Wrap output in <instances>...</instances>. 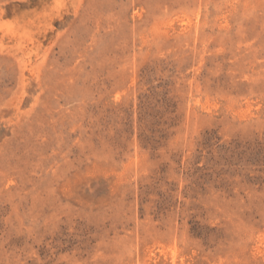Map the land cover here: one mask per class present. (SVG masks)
Returning <instances> with one entry per match:
<instances>
[{
  "label": "rangeland",
  "instance_id": "374dc122",
  "mask_svg": "<svg viewBox=\"0 0 264 264\" xmlns=\"http://www.w3.org/2000/svg\"><path fill=\"white\" fill-rule=\"evenodd\" d=\"M0 264H264V0H0Z\"/></svg>",
  "mask_w": 264,
  "mask_h": 264
}]
</instances>
